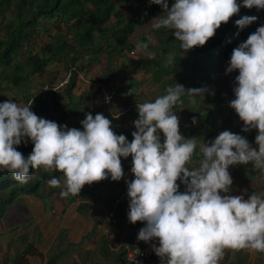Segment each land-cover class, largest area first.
I'll return each instance as SVG.
<instances>
[{
	"label": "clouds",
	"instance_id": "9594fccd",
	"mask_svg": "<svg viewBox=\"0 0 264 264\" xmlns=\"http://www.w3.org/2000/svg\"><path fill=\"white\" fill-rule=\"evenodd\" d=\"M149 3L163 10V15L151 20L150 27L171 30L183 52L203 47L241 7L264 10V0H242L240 4L237 0H174L170 8L168 0ZM257 19L242 16L235 25L243 30ZM146 48L142 40L138 50ZM80 52L72 51V64ZM130 52L135 54L136 50ZM233 72L239 74L233 86L235 99L229 107L243 123L242 131L258 130V150L245 137L225 130L199 145L201 158L189 167L198 139L180 134V120L172 109L182 103L183 95L194 102L197 96L203 98L207 89L185 91L175 84L154 102L138 103L131 142L125 135H117L103 114L93 117L88 113L81 121L83 130L69 129L38 117L31 111L32 102L22 106L10 99L4 102L0 96V169L21 184L30 179V169L58 171L63 181L53 178L49 186H62L60 194L67 197L109 177L120 181L132 160L135 178L125 181L127 219L133 225L144 223L139 241H158L152 248L161 264H218L225 249L264 253V193L247 199L227 195L233 183L230 166L251 164L264 176V25L233 49L225 74ZM66 78L70 83V75ZM46 84L51 85L40 84L31 100L45 94L38 92ZM29 141L34 147L25 158L17 147ZM129 156L123 170L121 157ZM178 180L185 186L184 192L179 191Z\"/></svg>",
	"mask_w": 264,
	"mask_h": 264
},
{
	"label": "crops",
	"instance_id": "0c3cea01",
	"mask_svg": "<svg viewBox=\"0 0 264 264\" xmlns=\"http://www.w3.org/2000/svg\"><path fill=\"white\" fill-rule=\"evenodd\" d=\"M115 45V42L91 45L87 50L81 51L82 54L86 51L90 53L84 63H81L82 55L78 53L80 58H75L70 68L73 72L68 74L71 77L70 84L74 80L73 86L69 88V84L59 94L43 97L50 102H54L55 97L60 102V107L53 111V118L60 120L59 125L83 130L81 121L85 119L86 114L90 113L95 117L100 113L111 121L112 130L117 135L123 134L128 142H131L132 132L136 131L133 122L138 119L137 104L154 102L160 93L158 84L161 80L156 79L158 73L153 71L149 64L154 63L152 60L157 58V55L150 48L135 49V54H131L132 48L120 53L115 49ZM109 58L113 59V62L107 67ZM65 76L66 73H59L54 80L59 82ZM101 79L112 82L117 87L118 95L111 105H106L98 92L96 85ZM41 82L40 84L46 83ZM39 85H32L28 98ZM133 85L138 86L136 93L132 91ZM165 87L168 85L163 87L164 90ZM180 105L172 109L180 120V134L185 138L198 139L197 152L189 165L194 167L201 158L199 145L208 142L210 135L216 132L219 135L222 126L214 124L211 125V130H202L201 126L206 123L204 116L195 114L196 122L193 123L189 121L186 109ZM161 140L163 142L162 134ZM252 146L258 150L256 144ZM130 158L131 156L127 159L121 157L123 167ZM53 171L55 170L50 172ZM228 171L233 183L227 195H240L247 199L252 194L264 193V176L251 164L230 166ZM56 178L63 181V174L57 175ZM48 182L41 196H23L25 205L23 204V210L18 212L25 220L17 224L23 227L20 231L17 229L19 233H12L17 225L11 227L0 220V243L2 233L9 227L12 228L9 230L11 237L16 240V247L9 248V253H0V261L5 264V259L7 262L12 258L10 254H17L13 259L15 264H126L122 243L137 237L139 230L145 225L142 222L134 225L128 222L129 206H126V201L129 204V197L127 195L123 202L119 203L122 196L121 187L109 177L85 185L79 195L62 197V186L50 187ZM177 184L179 191L184 192L185 186L179 180ZM31 221L36 228V234L31 231ZM153 244L158 246V241L146 243L148 249L143 264H161L160 258L153 251ZM25 249H28L27 253L24 252ZM218 264H264V253L225 249Z\"/></svg>",
	"mask_w": 264,
	"mask_h": 264
},
{
	"label": "rangeland",
	"instance_id": "374dc122",
	"mask_svg": "<svg viewBox=\"0 0 264 264\" xmlns=\"http://www.w3.org/2000/svg\"><path fill=\"white\" fill-rule=\"evenodd\" d=\"M1 1L2 0H0V2ZM20 1L21 0H11L9 5L4 4V6H2L3 8L0 7V37L6 38L7 31L9 30L7 26L11 21H16L14 17L18 13L17 5ZM29 1L32 0H28V2ZM39 1L40 0H34V4H38ZM148 1L149 0H117L115 2V10L120 11V13L122 11V16L119 17V20L117 21V18L114 16V11V14L110 20L105 22L103 25L96 27L94 30V41H90L91 44H89V47L91 45H100L101 42L102 44H113V42H116V36L122 35V30L125 28L126 23L128 22L129 24V21H132L134 15L141 16L147 11ZM28 9V7L24 8L23 15L26 13L24 11H27ZM90 15L91 14L89 13V16ZM161 15H163V11L159 12L156 17ZM86 21L87 23H90L91 18H87ZM150 22H148L145 26H141L142 28L137 26L135 28L136 31L129 35V41L137 44H134L132 47V49L134 48L136 50L138 49L139 45H142L143 39L144 41H148L149 44L151 43L150 45L154 47L151 50L156 52L157 58L152 60L154 63L149 64L153 71L158 73L156 79L161 80L160 84H158V93L160 92L159 96H162L161 93H163V95L166 94V89L168 87H174L175 84L182 85L185 91L189 89H207L203 95V98L197 96L194 98L193 102V98H190L187 94H185L181 97L182 103H178L177 105L181 104L186 109L189 121H193L194 117L196 116L195 114H202L201 116H204L205 119L207 116H209V119L211 118V120L206 121V123L201 126L202 130H211V125L213 126L215 124L222 126V131H218L219 133L228 130L239 135L242 132L244 125H242V122L235 111L229 107L230 101L235 99L233 86L235 77L239 73L233 72L231 74H225L232 53L230 56L222 58V60L221 58L208 59L207 57L198 55L195 48L189 50L188 52H183L180 49L179 44L176 43L175 37L171 33V30L165 28L152 29L150 27ZM39 23L40 24L36 27V32L32 34L31 39H26L22 42L23 45L21 49H19L12 57L10 65L7 67H0L1 75L7 74L12 76L16 67H19L20 74L25 75L30 55L52 58L51 51L46 48L48 43H52L53 51H59L57 57L58 59L54 58L55 60H50V63L43 72L28 79L31 88L32 85H39L41 81H49L50 83L57 82L54 79L59 73H66V76L64 77L66 78L69 74L71 65H73L71 57L74 55L72 52H70V49L71 47L77 46L80 42V39L82 38V29L76 30L75 28H71L70 21L64 20L59 13L57 16L45 21L40 19ZM84 41L88 42V40ZM65 43L68 44V46H65ZM239 44L240 42H238V45ZM165 46L168 48L167 54H164L160 49ZM61 47H65L63 52L58 50ZM89 47H87V49ZM196 48L198 49L199 47ZM87 49L79 48L80 51ZM86 52L83 54L80 52L82 55L81 58L80 55L77 56L80 58L81 63L86 62V56L90 55V53ZM92 55L95 56V54ZM110 58L107 60V67L112 65L113 59ZM170 59L171 62H169ZM104 63L106 64V62ZM63 67L64 71H62ZM0 82L4 88V90L0 91V96H2L5 101L12 99L13 102H16L19 105L23 106L27 104L26 97H28V92L21 91L24 89L21 84L17 86L13 80L4 81L3 78L0 79ZM164 85H168L167 88L165 87V90L163 88ZM137 90L138 86L133 85L132 91L136 93ZM34 95L35 94H31L29 97ZM189 108L191 110H188ZM257 134L258 130L253 129L247 133L245 138L251 145H255V137ZM217 136V132L210 135L207 138L208 142L214 140ZM23 201L24 200L22 199L15 201L14 205L8 208L4 218L2 219L4 223H8V225L12 227L13 225H17L25 220V218L21 217V214L18 212L24 208L25 204ZM126 206H129L127 201ZM33 227V221H31V231L32 233L36 234V228ZM22 228V226L17 225L16 229H14L12 233H19ZM10 229L12 228L9 227V229H7V231L1 235L2 243H0V253H9V248L12 249L16 247V240L11 237L9 231ZM17 229H19V231ZM16 244L19 245L18 243ZM16 255L17 254H10L12 258L7 262L5 259V264H15L13 259ZM0 262L4 264V261Z\"/></svg>",
	"mask_w": 264,
	"mask_h": 264
},
{
	"label": "trees",
	"instance_id": "16d2710c",
	"mask_svg": "<svg viewBox=\"0 0 264 264\" xmlns=\"http://www.w3.org/2000/svg\"><path fill=\"white\" fill-rule=\"evenodd\" d=\"M116 1L117 0H40L38 4L35 5L34 0L29 2L28 0H21L17 5L18 13L14 17L16 21H11L7 26L9 29L7 31V37H0V67H7L10 65L12 57L19 49H21L23 45L22 42L26 39H31L32 34L36 32V27L40 24V19L45 21L57 16L58 13L64 20L70 21L71 28H75L76 30L82 29V38L80 39L79 44L76 47H71L70 52L73 51L74 53L76 50L80 51L79 48L87 49L89 44H91L90 41H94V30L96 27L101 26L110 20L114 14V11V16L117 18V21L119 20V17L122 16V11L120 13V11L115 10ZM10 2L11 0H2L0 2V7L4 6V4L9 5ZM173 3L174 0H168L169 8ZM237 3H242V0H237ZM25 7H28L29 9L24 11L26 13L23 15V10ZM162 11L163 10L159 5H150L148 1L147 11L141 16L134 15L132 21H129V24L128 22L126 23L125 28L122 30V35L116 36V45L114 46L115 49L120 53L126 49H131L134 46V43L129 41V35L135 31L137 26H145L153 18H156L157 14ZM89 13L91 14L90 16ZM246 15L257 16L258 19L251 25L241 30L236 27L235 21ZM87 18H91L90 23H87ZM262 25H264V10H257L256 8L247 9L241 7L237 15L230 18L227 24H222L220 28L217 29L213 38H211L203 47L195 49L197 50L198 55L207 57L208 59L225 58L230 56L233 49L237 47L238 42L242 43L246 41L248 36L254 33L257 28ZM84 40H88V42ZM143 42L144 44H147V48H154L148 44V41H144L143 39ZM176 43L179 44V41H176ZM65 46H68V44L65 43ZM46 48L51 51L52 58L30 55L25 75L20 74L19 67H16L12 76L0 74V79L3 78L4 81L13 80L15 85L19 86L21 84L23 86L24 89L21 91L30 93L29 90H31V85L28 82V79L43 72L50 63V60H55L54 58L58 59L57 56L59 51H53L52 43H48ZM64 48L65 47H61L58 50L63 52ZM160 49L164 54H167L168 48L166 46ZM100 82L108 83V81L104 79H101ZM50 84L53 85V83ZM73 84L74 80L71 82L69 88H71ZM1 90H4V88L0 82V91ZM48 94L59 93L48 92L36 97L33 100H31V97L28 98L25 96L27 101L26 105H29L32 102L31 111H33L38 117L55 121L59 125L60 120L53 118V111L60 107V102L54 97L53 99L55 101H51L53 103L52 104L49 99H45L43 97L44 95ZM3 101L5 102V100ZM205 120L210 121L211 118L209 119V116H207ZM249 132L242 131L239 135L246 137L247 133ZM33 147L34 145L29 141L26 144L21 143V145L17 147V151L21 152L26 158L29 154H31ZM122 168L124 170L123 166ZM59 174L61 173L58 171L50 172L43 170V168L30 169V179L27 183L21 184L13 179V176L10 172L0 169V220L4 218L8 208L13 206L15 201L22 199L23 196H41L47 182L53 178H56V176ZM24 252L27 253L28 249H25Z\"/></svg>",
	"mask_w": 264,
	"mask_h": 264
},
{
	"label": "built area",
	"instance_id": "2783aa9c",
	"mask_svg": "<svg viewBox=\"0 0 264 264\" xmlns=\"http://www.w3.org/2000/svg\"><path fill=\"white\" fill-rule=\"evenodd\" d=\"M69 78L64 79L63 81L49 85H44L40 90L39 94L47 93V92H55L60 93L66 86H68ZM98 92L101 95L104 103L106 105H111L115 101L117 97V87L114 83H97ZM132 160L127 163V167L124 170V176L120 181H114L116 185L121 187L122 196L120 197V202L127 195V184L125 181H131L135 177L131 173ZM122 249L124 251V259L126 264H143L144 256L147 253V245L143 241H139L137 237L131 238L122 243Z\"/></svg>",
	"mask_w": 264,
	"mask_h": 264
}]
</instances>
